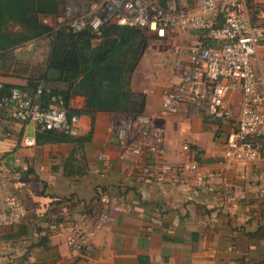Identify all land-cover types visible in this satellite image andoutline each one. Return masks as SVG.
<instances>
[{"label": "crops", "instance_id": "0c3cea01", "mask_svg": "<svg viewBox=\"0 0 264 264\" xmlns=\"http://www.w3.org/2000/svg\"><path fill=\"white\" fill-rule=\"evenodd\" d=\"M260 2L249 0L253 9ZM51 19L43 21L57 24ZM255 21L264 27V14ZM170 41L154 37L130 79L131 90L143 99L137 114L163 129L160 154L133 153L134 131L117 138V126L129 115L99 112L92 125L79 114V136L89 139L24 147L21 137L32 126L0 111V213L15 216L0 228V264H264V147L253 162L228 158L226 137L235 121L211 119L200 103L183 104L176 114L163 111V91L179 81L173 59H186L184 51L168 49ZM28 44L0 52V83H26L24 71L16 69L24 66L21 50ZM253 66L264 75V40ZM240 98L239 90L229 95L236 116ZM84 102L75 96L69 108L81 110ZM100 152L109 156L107 165ZM163 163L174 168L163 171ZM192 163L197 171L188 169ZM102 193L114 195L128 211L109 213L88 256L71 252L50 223L60 213L65 219L98 213Z\"/></svg>", "mask_w": 264, "mask_h": 264}, {"label": "built area", "instance_id": "2783aa9c", "mask_svg": "<svg viewBox=\"0 0 264 264\" xmlns=\"http://www.w3.org/2000/svg\"><path fill=\"white\" fill-rule=\"evenodd\" d=\"M64 13V19H57L58 26L74 32L89 29L96 39L105 24L137 27L158 39L172 30L202 31L203 40L217 44H192L184 61L177 56L173 59L179 81L163 91L162 109L176 114L183 104H204L211 119L235 121L234 129L226 137V157L253 162L262 156L264 75L254 68L253 58L264 40V27L255 21L264 14V0L255 9L249 0H67ZM236 90L241 94L237 116L229 102V95ZM42 92V86L33 94L12 87L0 97L3 117L32 126L21 137L24 147H33L37 132L42 130H55L70 137L80 135V116L69 114L59 95L51 94L43 102ZM129 131L137 133L129 146L133 153L160 154L163 129L151 118L143 114L128 116L117 126L115 134L123 140ZM5 134L10 136V131ZM183 147L188 149L189 145L185 143ZM98 159L104 165L110 161L104 152L98 154ZM187 167L197 171L195 163ZM173 168L170 164L161 165L163 171ZM197 181L201 183L203 177L198 175ZM99 203L101 209L96 214L72 213L68 220L51 225L57 236L65 238L71 252L88 256L92 239L110 220L109 213L128 211L109 193H103ZM14 222V215L0 213V228Z\"/></svg>", "mask_w": 264, "mask_h": 264}, {"label": "trees", "instance_id": "16d2710c", "mask_svg": "<svg viewBox=\"0 0 264 264\" xmlns=\"http://www.w3.org/2000/svg\"><path fill=\"white\" fill-rule=\"evenodd\" d=\"M66 3L67 0H0V52L40 38L46 39L49 46L45 57L33 68L26 61L22 68L16 69V74H22L18 70L24 71V85L0 83V97L7 95L12 87L33 94L42 86L43 102L51 94L59 95L69 114H86L92 125L99 112L136 115L142 109L143 99L131 90L130 79L148 45L145 31L105 24L96 39L89 29L74 32L66 26L43 21L44 16L61 17ZM75 96L85 98L83 109L69 108ZM134 110L137 112L133 113ZM89 137L42 130L37 132L36 142L85 141ZM64 220L68 217L65 219L60 213L50 225Z\"/></svg>", "mask_w": 264, "mask_h": 264}, {"label": "rangeland", "instance_id": "374dc122", "mask_svg": "<svg viewBox=\"0 0 264 264\" xmlns=\"http://www.w3.org/2000/svg\"><path fill=\"white\" fill-rule=\"evenodd\" d=\"M65 11V10H64ZM65 13L62 14L61 17L64 19ZM51 22H55V18L52 17ZM57 23V21H56ZM55 24V23H54ZM148 44L152 41H154V36L150 35L149 33L145 32ZM204 33L202 31H182V30H172L169 31L166 35L167 38H170V44L167 45L168 49H174L175 52H179L182 50L184 53H186L187 48L195 43L202 42ZM156 38V37H155ZM49 50L48 42L46 39H36L30 44H28L24 50V60L25 63L28 61L33 68L35 65L40 63L42 59L45 57ZM137 112V110H134L133 113Z\"/></svg>", "mask_w": 264, "mask_h": 264}]
</instances>
